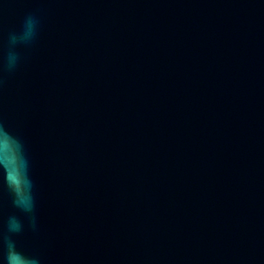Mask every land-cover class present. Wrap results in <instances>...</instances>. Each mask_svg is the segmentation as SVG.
<instances>
[{
	"label": "water",
	"instance_id": "95a60500",
	"mask_svg": "<svg viewBox=\"0 0 264 264\" xmlns=\"http://www.w3.org/2000/svg\"><path fill=\"white\" fill-rule=\"evenodd\" d=\"M21 154L32 208L0 176V247L264 264V0H0V170L17 181Z\"/></svg>",
	"mask_w": 264,
	"mask_h": 264
},
{
	"label": "clouds",
	"instance_id": "9594fccd",
	"mask_svg": "<svg viewBox=\"0 0 264 264\" xmlns=\"http://www.w3.org/2000/svg\"><path fill=\"white\" fill-rule=\"evenodd\" d=\"M34 19L31 16L25 18L23 38L27 39L31 37L34 27ZM12 42L15 41V35L10 36ZM15 57L13 55L8 56V64L14 62ZM20 172L23 173V181L16 180L17 169H2L0 170V176L6 183L8 188L14 193V204L25 212L31 211V180L27 176L26 162L23 160L21 154ZM6 229L9 233L19 232L21 230V223L15 216H10L6 222ZM0 264H38L36 258L17 249L13 240L7 235L3 237V245L0 247Z\"/></svg>",
	"mask_w": 264,
	"mask_h": 264
}]
</instances>
